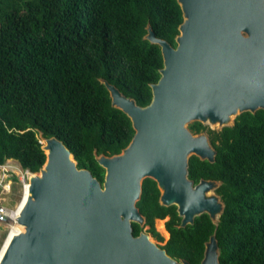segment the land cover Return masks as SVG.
Instances as JSON below:
<instances>
[{
	"label": "trees",
	"instance_id": "obj_1",
	"mask_svg": "<svg viewBox=\"0 0 264 264\" xmlns=\"http://www.w3.org/2000/svg\"><path fill=\"white\" fill-rule=\"evenodd\" d=\"M181 22L176 0H0V165L12 159L38 172L46 161L39 134L55 136L102 183L94 152L120 153L134 130L100 79L149 104L163 62L159 46L143 39L146 26L175 46ZM188 128L207 131L216 151L212 163L191 156L188 178L219 181L224 210L216 226L201 214L180 227L176 207L161 206L146 178L136 204L146 232L161 239L154 220L168 217L171 257L197 264L215 234L219 264H264V110L243 112L216 132L199 122ZM132 228L134 236L142 230Z\"/></svg>",
	"mask_w": 264,
	"mask_h": 264
},
{
	"label": "water",
	"instance_id": "obj_2",
	"mask_svg": "<svg viewBox=\"0 0 264 264\" xmlns=\"http://www.w3.org/2000/svg\"><path fill=\"white\" fill-rule=\"evenodd\" d=\"M182 22L175 46L147 24L143 39L159 46L162 68L139 106L100 79L111 106L130 120L133 137L120 153L96 155L100 183L78 168L55 136L41 138L46 161L28 177L17 208V231L0 247V264H178L151 241L139 212L142 182L156 183L159 204L175 206L180 227L207 214L216 226L224 210L220 182L188 178L189 158L214 162L207 133L230 127L243 112L264 110V0H176ZM26 189V191H25ZM142 230L133 235L132 224ZM215 234L199 264H219ZM182 264H189L182 261Z\"/></svg>",
	"mask_w": 264,
	"mask_h": 264
},
{
	"label": "rangeland",
	"instance_id": "obj_3",
	"mask_svg": "<svg viewBox=\"0 0 264 264\" xmlns=\"http://www.w3.org/2000/svg\"><path fill=\"white\" fill-rule=\"evenodd\" d=\"M207 128L210 129L208 126ZM210 130H213L214 132L219 131L217 127ZM204 132L207 133V131ZM4 166L13 168V172L8 173L9 176L3 180V186L0 187V209L3 210V212H0V247L7 235L9 234L13 225L11 220L7 217L6 212L12 213L17 210V207L21 202L24 191L23 184L19 179V177L23 173L19 163L14 160H7L4 163ZM12 176L16 178V182L13 181ZM211 193L215 194V191L212 190ZM167 220L168 217H165V219L161 221H154L156 231L163 237V240L165 239V241L168 238V232L164 228V222H166ZM146 229L147 226H144L143 230L146 231ZM3 234L5 236L2 238Z\"/></svg>",
	"mask_w": 264,
	"mask_h": 264
},
{
	"label": "flooded vegetation",
	"instance_id": "obj_4",
	"mask_svg": "<svg viewBox=\"0 0 264 264\" xmlns=\"http://www.w3.org/2000/svg\"><path fill=\"white\" fill-rule=\"evenodd\" d=\"M165 219V217L163 218V219H155V220H164ZM154 220V221H155ZM144 226H145V224H144ZM144 226H143V228H144ZM154 228H155V223H154ZM164 228H165V222H164ZM147 230V229H146ZM156 230V229H155ZM145 233L146 234H148L149 235V237H150V239H151V241L152 242H154L160 249H162V250H164L165 252H166V254L167 255H169L168 253H167V251H166V249H165V245H166V243H167V241L170 239V235H169V233H168V238H167V240L165 241V239L163 240V237L159 234V236H160V238L161 239H159L158 237H156V236H152L150 233H148V232H146L145 231ZM211 236V235H210ZM209 236V237H210ZM209 239V238H208ZM208 241V240H207ZM206 241V242H207ZM205 242V243H206ZM205 243H204V247H205ZM170 256V255H169ZM171 257V256H170ZM171 258H173V259H175L177 262H178V264H182V261H186V262H188L189 264H192V263H190L188 260H186V259H184V258H181V257H179V258H174V257H171ZM201 261V260H200ZM200 261L197 263V264H199L200 263Z\"/></svg>",
	"mask_w": 264,
	"mask_h": 264
},
{
	"label": "built area",
	"instance_id": "obj_5",
	"mask_svg": "<svg viewBox=\"0 0 264 264\" xmlns=\"http://www.w3.org/2000/svg\"><path fill=\"white\" fill-rule=\"evenodd\" d=\"M12 172H13V168L5 167L4 164L0 165V187L3 186L2 185L3 180L9 176L8 173H12ZM22 172L23 173L21 174L19 179L22 182L23 187H25L27 184L28 177L31 175V172H29L28 170H23V169H22ZM0 212H3V210L0 209Z\"/></svg>",
	"mask_w": 264,
	"mask_h": 264
},
{
	"label": "bare ground",
	"instance_id": "obj_6",
	"mask_svg": "<svg viewBox=\"0 0 264 264\" xmlns=\"http://www.w3.org/2000/svg\"><path fill=\"white\" fill-rule=\"evenodd\" d=\"M45 142L44 141H42V144H44ZM26 187V186H25ZM25 191H26V189H25ZM25 194H26V192H24V194H23V199H24V197H25ZM20 204V203H19ZM19 206V205H18ZM18 208V207H17ZM17 210L15 211V212H12V213H8V212H6V215H7V217L11 220V222H12V227H11V230H10V232H9V236L7 237V240H8V238L13 234V233H15L16 231H17V229H16V227H15V221H16V217H17Z\"/></svg>",
	"mask_w": 264,
	"mask_h": 264
},
{
	"label": "crops",
	"instance_id": "obj_7",
	"mask_svg": "<svg viewBox=\"0 0 264 264\" xmlns=\"http://www.w3.org/2000/svg\"><path fill=\"white\" fill-rule=\"evenodd\" d=\"M9 160H12V159H9ZM15 161V160H14Z\"/></svg>",
	"mask_w": 264,
	"mask_h": 264
}]
</instances>
